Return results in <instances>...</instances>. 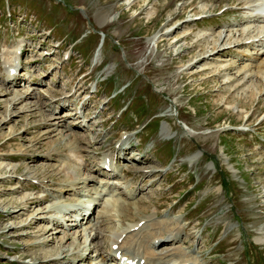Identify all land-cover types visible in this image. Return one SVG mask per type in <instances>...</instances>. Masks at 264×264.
<instances>
[{
	"label": "rangeland",
	"instance_id": "1",
	"mask_svg": "<svg viewBox=\"0 0 264 264\" xmlns=\"http://www.w3.org/2000/svg\"><path fill=\"white\" fill-rule=\"evenodd\" d=\"M244 2L0 0L2 61L26 47L20 84L0 65V264H114L112 233L151 212L184 226L197 264H264V23ZM109 153L137 213L99 204L88 220L74 208L93 181L68 189L59 167L106 180Z\"/></svg>",
	"mask_w": 264,
	"mask_h": 264
},
{
	"label": "bare ground",
	"instance_id": "2",
	"mask_svg": "<svg viewBox=\"0 0 264 264\" xmlns=\"http://www.w3.org/2000/svg\"><path fill=\"white\" fill-rule=\"evenodd\" d=\"M263 0H246V2H244L245 4L248 3L249 6L251 7V10H255L257 8V6L260 4V2ZM252 15V14H251ZM254 16V15H253ZM256 17V15H255ZM260 17H263L262 20L260 22L264 23V14H261ZM250 18V17H249ZM246 21V19L244 20V22ZM259 22V23H260ZM250 23V22H249ZM254 24V23H253ZM244 25V24H243ZM261 26V25H260ZM259 26V27H260ZM263 26V25H262ZM244 27V26H243ZM256 28V27H254ZM258 28V27H257ZM247 29V28H246ZM263 29V27H262ZM261 32V31H260ZM263 34V33H261ZM262 38V37H261ZM264 39V37H263ZM261 40L263 42L262 39H258L257 41ZM255 42V41H254ZM256 43V42H255ZM257 44V43H256ZM246 45V44H245ZM249 46V45H248ZM264 46V45H263ZM19 46L16 47V49H18ZM262 48V47H261ZM16 49L13 50V55L10 58H5L4 60V64H5V69L7 72V76H9V69L11 67L16 68L17 67V59H18V55L16 53ZM214 49V48H213ZM264 49V48H263ZM257 53V52H256ZM96 56V55H95ZM17 58V59H16ZM4 79V81L9 82V84L11 83L12 85H15L16 81L18 80V77L16 79H9V77H7ZM8 84V85H9ZM8 89V88H7ZM17 91L14 90H9V93H13L14 95L20 96V94L16 93ZM22 97V95L20 96ZM15 101L16 98H14ZM13 99V100H14ZM21 101V100H20ZM19 101V102H20ZM67 113V112H66ZM77 113V112H76ZM70 114V113H69ZM79 114V113H78ZM80 117H83V114H79ZM81 117V118H82ZM82 121H85V118H82ZM79 125V124H78ZM83 126L86 125L82 124ZM80 126V125H79ZM163 131L165 133H167L168 131L166 130V128L163 127ZM164 133V134H165ZM73 141H77V137L75 135H73L72 138ZM75 147H73L74 149ZM77 148V147H76ZM70 149V148H69ZM52 151H55L56 149H51ZM77 150V149H76ZM48 154V153H47ZM109 157L111 154H107ZM69 160V159H68ZM104 163H108L109 167L111 169V173L112 175L117 178V173L119 175V179L123 178L125 175V172H122V165L120 163H118V165H115L114 162H116V160L114 159L113 162V155L110 156L109 158V162H107L105 160V158L103 159ZM64 163V162H63ZM117 164V163H116ZM65 166V165H64ZM120 167V168H119ZM64 168V167H63ZM124 168V167H123ZM125 169V168H124ZM62 170V165L61 167H59V171L62 175H64L66 177V181L69 182V188L74 189L76 188L75 184H77L76 181H80L83 184H86L87 181H93V186L90 189V191L86 194V199L83 198L85 201L84 204H82V206L80 207L81 209L84 210V212H80L81 214H83V217H89V215L91 214L92 210H87L90 207H94L96 205V203L98 202L99 199L101 202V206H99V208H104L107 207V212L111 211V210H119L121 211V206L126 205H130L133 207L134 212H136L135 210V206H136V199H134V195H135V190H133L132 188H128V184L129 183H124L123 187L126 188L125 190V197H122V195L120 193H118V191L113 190L114 185H112L113 181L110 182L109 179H104L102 180H96L95 177H89V178H83V177H78V173L75 172L76 170H71L70 168H66L65 170ZM146 171L149 172V170L147 169ZM151 171V170H150ZM115 172V173H114ZM63 176V177H64ZM65 180V179H63ZM62 180V182H64ZM115 182V181H114ZM64 184L66 185V182H64ZM62 186V184H60ZM113 186V187H112ZM78 188V187H77ZM77 190H72L71 192H74ZM88 191V190H87ZM78 192V191H77ZM79 193V192H78ZM78 193L77 196H78ZM84 193V192H83ZM61 194V193H60ZM59 196H55L56 197V201L57 203H60L59 205L62 206L61 204H65V205H71L69 203V201H66L65 199H62V195ZM89 194V195H88ZM82 195V194H81ZM59 197V199H57ZM76 198V197H75ZM110 198V199H109ZM77 202V201H76ZM99 203V202H98ZM73 204V203H72ZM108 204H111L110 207L108 206ZM53 206V205H52ZM55 209V208H54ZM80 210V209H79ZM99 210V209H98ZM106 212V211H105ZM71 213V212H70ZM76 213H79L78 211ZM137 213V212H136ZM154 212H151L149 215L147 216H142L141 218H138L132 221H128L127 224H129L128 226L125 225H120L122 226L121 231L115 233H112L111 236V243L116 242L117 243V248H120L122 251V254L127 255V257H131V258H135L138 256V258L140 257H144L145 260L143 262V264H168V263H173V264H197L196 262H194V258L193 255L186 252L184 247L182 246V240H181V235L182 233H184L182 230L183 229V225H181L179 223V221L177 222V224L171 226V225H166L164 223V221H158L155 222L156 219L153 220V214ZM75 215V214H74ZM141 216V215H140ZM82 217V215H81ZM82 217V218H83ZM135 219V218H134ZM144 219L141 225H138L137 228L132 227L130 228L131 225H136L138 224V221ZM54 220V219H53ZM157 221V220H156ZM132 222V223H131ZM97 223V222H96ZM95 223V224H96ZM121 223V222H120ZM156 224H158V226H156ZM134 231V232H132ZM132 232V233H129ZM145 232V233H144ZM129 233V234H128ZM88 235H90L89 233H87ZM98 235V234H97ZM122 237L121 240H118L119 237ZM92 237V236H90ZM94 237V236H93ZM93 239V238H92ZM110 239V238H109ZM156 240V244L154 243V240ZM169 240H171L172 243H170V245L166 248L163 249H156V247L164 242V241H168L169 244ZM109 241V240H108ZM161 241V242H160ZM89 242V241H87ZM110 243V244H111ZM108 244V243H107ZM87 246V244H86ZM86 248V247H85ZM83 249V248H82ZM187 250V249H186ZM110 251V249H109ZM115 252V250H114ZM107 257V256H106ZM57 258V257H56ZM111 258V257H110ZM109 258V259H110ZM201 258V257H200ZM107 259V258H106ZM198 259V258H196ZM84 260V259H83ZM112 261V260H111ZM83 263V262H81Z\"/></svg>",
	"mask_w": 264,
	"mask_h": 264
}]
</instances>
